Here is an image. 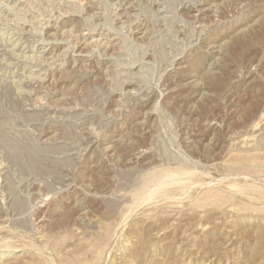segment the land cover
<instances>
[{
    "label": "rangeland",
    "instance_id": "obj_1",
    "mask_svg": "<svg viewBox=\"0 0 264 264\" xmlns=\"http://www.w3.org/2000/svg\"><path fill=\"white\" fill-rule=\"evenodd\" d=\"M263 116L264 0H0V264H264Z\"/></svg>",
    "mask_w": 264,
    "mask_h": 264
},
{
    "label": "bare ground",
    "instance_id": "obj_2",
    "mask_svg": "<svg viewBox=\"0 0 264 264\" xmlns=\"http://www.w3.org/2000/svg\"><path fill=\"white\" fill-rule=\"evenodd\" d=\"M82 2V1H81ZM3 5V4H2ZM49 20V19H48ZM84 33V32H83ZM87 37V36H86ZM92 42V41H91ZM19 45V44H18ZM94 45V44H93ZM72 51V50H71ZM21 59V58H20ZM30 63V62H29ZM42 84V83H41ZM41 92V91H40ZM264 117V116H263ZM262 119H260L261 121ZM257 124V123H256ZM244 140V139H243ZM247 140V139H246ZM163 181V180H162ZM151 195V194H150Z\"/></svg>",
    "mask_w": 264,
    "mask_h": 264
}]
</instances>
